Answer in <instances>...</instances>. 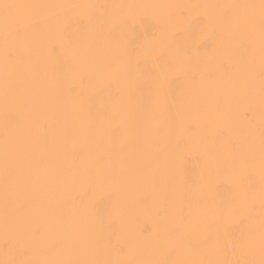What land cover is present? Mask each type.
Returning a JSON list of instances; mask_svg holds the SVG:
<instances>
[{"label":"bare ground","instance_id":"1","mask_svg":"<svg viewBox=\"0 0 264 264\" xmlns=\"http://www.w3.org/2000/svg\"><path fill=\"white\" fill-rule=\"evenodd\" d=\"M0 264H264V0H0Z\"/></svg>","mask_w":264,"mask_h":264}]
</instances>
